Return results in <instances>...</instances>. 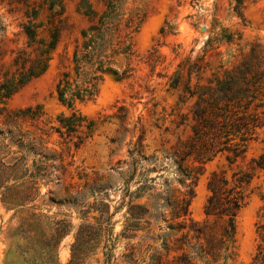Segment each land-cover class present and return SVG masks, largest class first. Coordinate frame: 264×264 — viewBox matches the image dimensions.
I'll return each instance as SVG.
<instances>
[{
	"label": "rangeland",
	"instance_id": "374dc122",
	"mask_svg": "<svg viewBox=\"0 0 264 264\" xmlns=\"http://www.w3.org/2000/svg\"><path fill=\"white\" fill-rule=\"evenodd\" d=\"M108 1L121 6V45H128L112 59L119 78L105 73L92 98L69 107L57 98L55 85L61 54L71 51L79 30L89 25V17L78 10L84 3L64 0L59 14L43 0H0V81L16 75L17 51L31 50L21 27L26 10L38 11V37L45 41L60 19L65 25L47 69L6 100L11 109L39 107L37 119L23 121L22 127L41 135L49 158L28 151V170L42 161L47 176L36 182L9 178L0 186V264H66L77 227L95 224L99 217L108 219L100 244L111 248L107 264H155L167 225L179 221L161 205L185 197L188 190L177 181L171 156L178 138L189 132L177 126L194 101L184 99L185 85L229 69L254 44L264 46V0H245L243 19L233 11L234 0H86L95 20ZM224 33H231L229 41L219 40ZM72 111L84 120L69 137L50 128L62 125L58 116ZM7 143L0 142L2 161L14 155L8 149L17 150L12 143L3 147ZM262 150L264 132L247 145L246 160ZM222 165L226 161L220 157L204 165L186 223L204 218L207 177ZM246 192L235 219L236 254L227 264H264L254 258L264 229V171L252 178ZM128 202L143 204L149 212L129 219ZM141 212L133 210L136 216ZM180 253L162 254V261L171 262ZM102 260L99 246L86 254L84 264Z\"/></svg>",
	"mask_w": 264,
	"mask_h": 264
},
{
	"label": "trees",
	"instance_id": "16d2710c",
	"mask_svg": "<svg viewBox=\"0 0 264 264\" xmlns=\"http://www.w3.org/2000/svg\"><path fill=\"white\" fill-rule=\"evenodd\" d=\"M234 1L233 11L243 19L245 0ZM43 3L50 10L57 9L59 14L64 12V0H43ZM82 3L84 5H80L78 10L89 17V25L79 30L71 51L65 50L61 54L62 64L55 85L57 98L69 107L76 101L92 98L105 73H112L118 79L112 59L128 48V45H121V6L108 1L105 11L95 20L90 4L86 0H82ZM30 10L25 11L28 19L21 27L27 38L26 46L31 50L19 49L13 59L14 64L18 65L16 75L0 81V142L7 140L3 147L11 143L17 147V150L7 148V152L13 156L5 161L0 159V186L9 178H28L36 182L47 176L42 161L30 171L25 165L28 151L49 158L44 152L46 147L41 135L22 127L23 121L37 119L39 107L11 109L6 105V100L13 93L47 69L50 54L56 49L65 29L63 19H60L45 41L38 37L41 25L35 21L38 11L34 8ZM123 26L128 27V22ZM231 37V33H224L219 40L229 41ZM183 93L184 99L193 98L194 101L189 111L181 115L177 126L183 124L189 132L183 139L178 138L171 156L176 165V179L188 190L185 197L166 199L161 205L169 209L170 219L179 221L167 225L168 230L163 233L165 237L159 244L163 253H158L155 264H196L195 260L203 264H227L228 259H233L236 254L234 236L237 213L245 203L252 178L259 171H264V150L248 160L245 157L247 145L264 132V46L252 45L232 67L220 74H212L203 83L196 82L192 86L187 82ZM58 120L62 125L50 128L60 136L69 137L84 117L72 111L67 117L58 116ZM216 157L223 158L226 165L211 171L207 177L204 218L200 221L189 219L186 223L196 179L203 172L204 165ZM186 180L189 182L185 183ZM135 196L141 195L137 193ZM133 210L142 212L136 216ZM127 212L131 219L142 217L149 210L143 204L128 202ZM83 216L87 218L86 214ZM107 220L99 217L95 224L81 223L77 227L66 264H84L86 254L90 251L94 253L99 246L103 255L101 264L109 262L111 248L104 243L100 245L103 223L107 224ZM179 231L180 236L174 237ZM259 237L260 243L254 257L258 261L264 260L263 228ZM178 250L181 253L171 262L162 261L163 255Z\"/></svg>",
	"mask_w": 264,
	"mask_h": 264
}]
</instances>
